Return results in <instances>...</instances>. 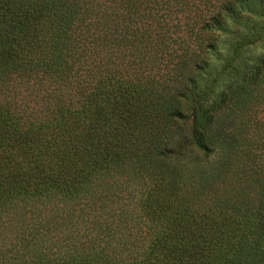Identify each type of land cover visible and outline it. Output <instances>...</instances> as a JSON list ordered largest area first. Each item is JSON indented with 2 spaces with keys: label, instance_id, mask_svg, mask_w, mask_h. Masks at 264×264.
<instances>
[{
  "label": "trees",
  "instance_id": "16d2710c",
  "mask_svg": "<svg viewBox=\"0 0 264 264\" xmlns=\"http://www.w3.org/2000/svg\"><path fill=\"white\" fill-rule=\"evenodd\" d=\"M263 2L0 0V264H264Z\"/></svg>",
  "mask_w": 264,
  "mask_h": 264
},
{
  "label": "rangeland",
  "instance_id": "374dc122",
  "mask_svg": "<svg viewBox=\"0 0 264 264\" xmlns=\"http://www.w3.org/2000/svg\"><path fill=\"white\" fill-rule=\"evenodd\" d=\"M253 9L255 11V16L254 15H250L249 13H242L243 14V19L245 21V24L250 25L252 22H261L264 21V2L261 4L255 3L253 5ZM258 14L260 15V17L257 18ZM245 15H250L249 19L244 18ZM238 23L240 22H231V21H227L226 24V28H227V32L223 35H221V41H220V48L222 49L227 48L225 50V52H229L232 49V45L229 46V42L231 39V36L233 37V35L231 33L235 32L236 28H238ZM241 24V23H240ZM229 33V34H228ZM264 54V38L260 43L255 44L251 50H246L244 52H241L239 57H241L242 59L247 60L250 57H254L257 55H261Z\"/></svg>",
  "mask_w": 264,
  "mask_h": 264
}]
</instances>
